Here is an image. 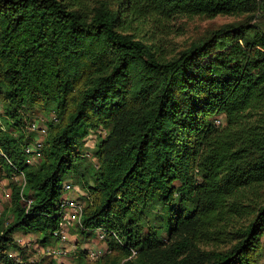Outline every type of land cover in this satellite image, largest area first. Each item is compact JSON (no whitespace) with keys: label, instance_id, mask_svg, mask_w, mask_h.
<instances>
[{"label":"trees","instance_id":"trees-1","mask_svg":"<svg viewBox=\"0 0 264 264\" xmlns=\"http://www.w3.org/2000/svg\"><path fill=\"white\" fill-rule=\"evenodd\" d=\"M217 17L233 21L165 51L178 21ZM0 105L14 166L0 160V264H50L13 235L52 238L67 174L84 192L80 236L102 229L107 245L75 264H260L264 0H0ZM40 112L55 118L28 162L37 134L22 129Z\"/></svg>","mask_w":264,"mask_h":264},{"label":"rangeland","instance_id":"rangeland-1","mask_svg":"<svg viewBox=\"0 0 264 264\" xmlns=\"http://www.w3.org/2000/svg\"><path fill=\"white\" fill-rule=\"evenodd\" d=\"M233 20L231 18L226 17H217L215 19H192L191 21L181 20L178 21V28H183L182 31L178 30V33H182V35H172L168 38V41H166L165 44V51L170 52L175 51L184 48L191 40L198 38L199 36L205 34L207 31L212 29H217L220 26L230 23ZM135 34V32H130ZM143 41H148L149 37H143ZM149 44L152 42H148ZM33 117L34 121L40 125L44 126L47 122L52 121L55 118V115L48 112H40L38 114L34 115ZM7 119L4 117V110L0 105V126L2 128H5V123ZM219 124V121H217ZM12 133H15L14 131H11ZM98 133H91L84 141V152L87 158V163L92 167L95 168L97 165V161L95 159V156L91 154L95 143L97 141V135ZM102 135H105V132L102 133ZM45 136V135H44ZM43 136V137H44ZM37 140V139H36ZM31 151L34 150V146L30 147ZM0 213L3 209L8 207L9 205V188H8V182L7 180H0ZM66 184L73 185L71 176L69 174L65 175L61 179V187L62 191ZM78 190L75 192H64L63 195L81 200L82 197H84V192L77 187ZM82 201V200H81ZM262 202H264V197L261 199ZM68 241L65 244L66 250H67V257L63 261L70 262L76 260V255H78L81 251L90 250L91 252H98V257L102 256L106 250L107 245L106 242L99 237V234L97 232H94V234H90L87 238H82L78 232V230L71 229L68 232ZM41 236L37 234H24L22 232H17L13 235V239L15 242L22 241L24 242V256H28L30 261H40L45 260L46 262H49L50 264H60V259L57 257H51L48 256L47 253L52 250H58L62 247V244L55 241L54 239H50L48 242H46L42 247L37 243V240L40 239ZM18 244V243H17ZM261 248L262 252L260 255V264H264V235L261 239ZM21 247V245H18ZM16 254H13V257H15ZM97 257V258H98ZM90 259V258H89ZM75 264V263H73Z\"/></svg>","mask_w":264,"mask_h":264},{"label":"built area","instance_id":"built-area-1","mask_svg":"<svg viewBox=\"0 0 264 264\" xmlns=\"http://www.w3.org/2000/svg\"><path fill=\"white\" fill-rule=\"evenodd\" d=\"M23 134L28 138L29 134L32 132H36L37 137L33 139L32 143L24 148V154L28 158V162L31 161L34 158H39L41 149H42V138L45 135V127L38 125L35 121L32 123H28L23 129ZM37 139V140H36ZM34 146V150L31 151L30 147ZM0 160H4V162L10 167L13 168V164L10 161V159L6 156L5 152L0 148ZM11 180L20 188V196L22 200L29 205L30 202L26 201L22 197V193L24 191L26 180L25 175L23 172H15ZM78 190L76 186H73L71 184H66L63 188L62 195L59 200L58 205V216H59V222L58 227L56 230L52 233V239L62 244V247L58 250H52L47 253L48 256L51 257H57L60 259V264H73V262L70 260V262L63 261L67 257V250L65 247L66 242L68 241V232L71 229L75 230H81L82 229V216L84 211V202L79 199H74L67 197L64 194V192H75ZM99 234V237L103 239L104 233L102 229H96V231ZM120 242L119 240H117ZM18 245H21L23 247H26L24 245V242L18 241ZM98 252H91L90 250H86V257L90 259H97Z\"/></svg>","mask_w":264,"mask_h":264},{"label":"crops","instance_id":"crops-1","mask_svg":"<svg viewBox=\"0 0 264 264\" xmlns=\"http://www.w3.org/2000/svg\"><path fill=\"white\" fill-rule=\"evenodd\" d=\"M0 183H2V182H0ZM1 185V184H0Z\"/></svg>","mask_w":264,"mask_h":264}]
</instances>
